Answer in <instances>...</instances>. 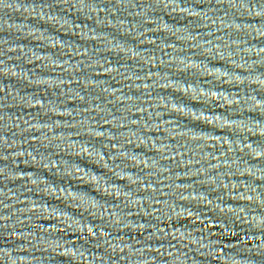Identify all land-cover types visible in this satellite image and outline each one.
<instances>
[{"label": "water", "instance_id": "95a60500", "mask_svg": "<svg viewBox=\"0 0 264 264\" xmlns=\"http://www.w3.org/2000/svg\"><path fill=\"white\" fill-rule=\"evenodd\" d=\"M0 264H264V0H0Z\"/></svg>", "mask_w": 264, "mask_h": 264}]
</instances>
